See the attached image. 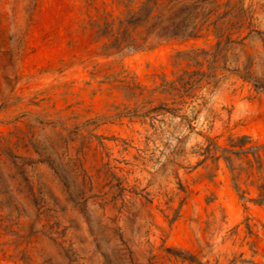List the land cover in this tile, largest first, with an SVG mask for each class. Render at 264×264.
Segmentation results:
<instances>
[{
    "label": "rangeland",
    "instance_id": "374dc122",
    "mask_svg": "<svg viewBox=\"0 0 264 264\" xmlns=\"http://www.w3.org/2000/svg\"><path fill=\"white\" fill-rule=\"evenodd\" d=\"M102 1L0 0V264H264V204L211 158L264 145V0L111 56ZM194 71L181 103L166 83Z\"/></svg>",
    "mask_w": 264,
    "mask_h": 264
},
{
    "label": "trees",
    "instance_id": "16d2710c",
    "mask_svg": "<svg viewBox=\"0 0 264 264\" xmlns=\"http://www.w3.org/2000/svg\"><path fill=\"white\" fill-rule=\"evenodd\" d=\"M111 4L120 9V14L110 19L112 13L107 9L108 2L103 0V22L98 24L97 29L98 39H106L102 53L107 56L153 47L164 41L198 37L203 34L205 27L207 29L211 25L208 23L211 11L207 10L206 0H112ZM214 24L217 25V22ZM221 43L220 40L218 47ZM197 55L189 53L187 58L195 59ZM214 55L216 60L217 54ZM182 56L180 53L179 57ZM198 74L200 77H197ZM206 76V72H185L178 82L166 83L167 89L176 90L182 98L180 102L185 103V97L192 94L193 89ZM260 86L264 88V85H257ZM252 141L250 135H243L237 140L232 139L231 147H222L211 138V158L217 164L221 159L227 163L241 199L264 204V180L260 181L263 176L256 178L254 170L256 165L258 172L263 169L261 149L264 145H249ZM251 153L254 158L250 157ZM245 159L247 166L244 165ZM245 171L247 176L244 182L248 187L242 188ZM250 185L256 187L257 196H250Z\"/></svg>",
    "mask_w": 264,
    "mask_h": 264
}]
</instances>
